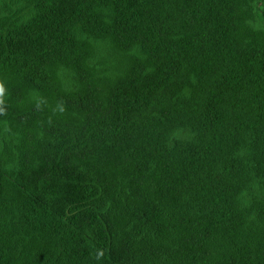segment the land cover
<instances>
[{"label":"trees","instance_id":"trees-1","mask_svg":"<svg viewBox=\"0 0 264 264\" xmlns=\"http://www.w3.org/2000/svg\"><path fill=\"white\" fill-rule=\"evenodd\" d=\"M184 2L0 0V264H264V0Z\"/></svg>","mask_w":264,"mask_h":264},{"label":"rangeland","instance_id":"rangeland-1","mask_svg":"<svg viewBox=\"0 0 264 264\" xmlns=\"http://www.w3.org/2000/svg\"><path fill=\"white\" fill-rule=\"evenodd\" d=\"M169 10L178 22H184L187 20L184 0H169Z\"/></svg>","mask_w":264,"mask_h":264},{"label":"clouds","instance_id":"clouds-1","mask_svg":"<svg viewBox=\"0 0 264 264\" xmlns=\"http://www.w3.org/2000/svg\"><path fill=\"white\" fill-rule=\"evenodd\" d=\"M5 93H6L5 85H4L3 82H0V105H3L4 104ZM40 106H41V104L38 103L37 104V107L40 108ZM57 109L61 113H63L65 111V108H64V106H63L62 103L61 104H58ZM2 114H6V111H5V108L4 107H0V115H2ZM101 255H102V253L99 254L97 256V258L99 259Z\"/></svg>","mask_w":264,"mask_h":264}]
</instances>
